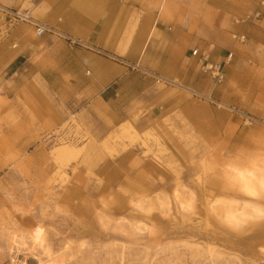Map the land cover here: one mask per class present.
Instances as JSON below:
<instances>
[{
    "label": "rangeland",
    "instance_id": "1",
    "mask_svg": "<svg viewBox=\"0 0 264 264\" xmlns=\"http://www.w3.org/2000/svg\"><path fill=\"white\" fill-rule=\"evenodd\" d=\"M246 2L251 9L234 24L249 38L230 42L262 43L264 8L255 19L260 9ZM32 8L33 0H0V264H264V196L244 197L224 179L252 161L264 169L260 50L218 65L219 84L201 71L185 87L113 60L126 68L127 94L145 79L157 89L115 120L20 55L14 30L37 37L2 10L37 20ZM229 202L247 223L223 216ZM37 228L53 259L31 244Z\"/></svg>",
    "mask_w": 264,
    "mask_h": 264
},
{
    "label": "crops",
    "instance_id": "2",
    "mask_svg": "<svg viewBox=\"0 0 264 264\" xmlns=\"http://www.w3.org/2000/svg\"><path fill=\"white\" fill-rule=\"evenodd\" d=\"M246 1L33 0L30 12L38 21L91 49L70 48L52 38L34 39L25 26L14 30L12 42L19 45L21 56L36 60L40 74L70 93L71 99L95 98L94 110L107 109L119 120L126 107L135 109L148 102L146 98L151 100L157 89L145 79L127 94L126 68L94 49L137 64L148 74L193 86L202 76L201 55H208L212 65L231 61L232 67L248 61L256 49L264 57V41L230 42L235 35L249 38L245 27L234 24L251 9ZM261 25L264 32V20ZM194 50L198 57L192 56Z\"/></svg>",
    "mask_w": 264,
    "mask_h": 264
},
{
    "label": "bare ground",
    "instance_id": "3",
    "mask_svg": "<svg viewBox=\"0 0 264 264\" xmlns=\"http://www.w3.org/2000/svg\"><path fill=\"white\" fill-rule=\"evenodd\" d=\"M162 79L165 80L164 78ZM174 84L176 85V83ZM256 165V162L252 161L250 166L247 167H230V171L224 176L228 189L235 190L237 194L247 198H260V196H264V169ZM233 204L234 203L229 202L224 205L222 209L223 216L240 225L247 223V218L239 211V208H232ZM251 207L255 214L260 215L262 213L260 208ZM256 218H258V216ZM30 241L34 247L43 250L48 258L53 259L50 241L44 229H35L30 236Z\"/></svg>",
    "mask_w": 264,
    "mask_h": 264
},
{
    "label": "built area",
    "instance_id": "4",
    "mask_svg": "<svg viewBox=\"0 0 264 264\" xmlns=\"http://www.w3.org/2000/svg\"><path fill=\"white\" fill-rule=\"evenodd\" d=\"M251 4H255L257 5V7L260 10H257L254 15L253 18H259L262 14V9L264 8V0H248ZM3 12H5V16L11 21V23H24L27 24L28 26H30L33 29L34 35L37 38H53L56 40H61L63 41L68 47L70 48H74V47H80V48H85V49H91L89 46H87L86 44L82 43L81 41H79L78 39L62 32L61 30H59L58 28L49 26L47 24H44L38 20H35L34 18H32L28 12H13V11H7V10H2ZM243 37L240 38V41H243ZM94 51L99 54L102 55L106 58H109L111 60H115L118 61L119 59L106 53L103 52L101 50H95ZM192 56H199V53L197 50H194L192 52ZM231 58V55L228 56V59ZM199 63L201 64V71L203 73H210L212 79L217 83H221L224 79L223 73L222 71H220V66L218 65H212L209 62V56L208 55H201L199 56ZM153 78L156 80L157 83L162 82V83H167V84H174L173 82L169 81V80H163L160 77L154 76L152 75ZM8 264H27L26 261L25 262H20L18 261V259L16 258L15 260H10Z\"/></svg>",
    "mask_w": 264,
    "mask_h": 264
}]
</instances>
